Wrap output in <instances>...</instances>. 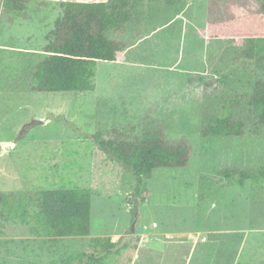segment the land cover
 <instances>
[{"label":"rangeland","instance_id":"374dc122","mask_svg":"<svg viewBox=\"0 0 264 264\" xmlns=\"http://www.w3.org/2000/svg\"><path fill=\"white\" fill-rule=\"evenodd\" d=\"M61 1L6 12L0 0V192L30 199L28 221L4 225L0 264H66L105 235L139 244L109 264H264V182L253 191L223 174L264 165V124L250 103L264 58L244 55L249 38L264 37L262 2L179 0L171 13L151 12L154 23L176 19L154 37L164 46L178 39L156 55L175 62L182 54L181 73L99 61L94 91H32ZM227 108L245 120V134L204 136L212 115ZM158 129L170 144L187 143L190 159L155 169L143 202L132 173L92 135L135 140ZM62 185L92 189L90 236L53 237L36 217L40 191Z\"/></svg>","mask_w":264,"mask_h":264},{"label":"trees","instance_id":"16d2710c","mask_svg":"<svg viewBox=\"0 0 264 264\" xmlns=\"http://www.w3.org/2000/svg\"><path fill=\"white\" fill-rule=\"evenodd\" d=\"M29 1L3 0V9L6 12L20 11L27 8ZM136 1L59 2L63 14L49 34L45 57L33 70L31 90L94 91L99 61H116L120 50L109 32L122 29L131 20L130 6ZM166 1L173 4L178 0ZM260 1L264 11V0ZM256 54H262L264 58V37L249 38L244 55L253 58ZM250 103L259 122L264 124V81H258L255 85ZM245 126V120L237 118L234 109L227 108L223 113L213 114L202 133L204 136H240L245 134ZM158 130L146 131L142 138L135 140L104 139L101 131L92 135L102 150L132 173L135 178L134 195L140 196L143 202L146 201L143 194L148 190L147 180L155 169L185 166L190 159L187 143L170 144ZM223 174L231 183L243 188L247 182H251L253 191H256L260 188L259 184L264 182V165L229 167L223 170ZM92 198L93 191L88 187L62 185L46 189L40 191L41 208L35 215L48 235L56 238L88 237L92 233ZM29 206L30 199L26 203L13 194L0 192V235L6 222L28 221ZM131 240L127 236H121L117 241H113L109 235L93 237L94 250L71 256L66 264H76V261L78 264H109L111 258L122 255L129 248L138 249V242L132 244ZM238 263L242 264V261Z\"/></svg>","mask_w":264,"mask_h":264},{"label":"crops","instance_id":"0c3cea01","mask_svg":"<svg viewBox=\"0 0 264 264\" xmlns=\"http://www.w3.org/2000/svg\"><path fill=\"white\" fill-rule=\"evenodd\" d=\"M92 1H108V0H87L86 2ZM148 1L150 5H147L139 1V4L133 2L130 6V11L132 13L131 20L119 30L110 31V38H112L119 46L120 50L118 51V61L116 62L120 64L119 66H142V67H153L160 66L162 68L166 67L169 71L179 72L177 71L179 68V60L182 54L176 55L177 61L173 62L169 59H164L161 56L156 55L158 52L164 51L163 49H167L169 46H172L173 43H177L175 39L166 38L165 46L161 44V40H157L154 36L160 33L161 31L168 29L175 25L174 18L165 19L163 21L154 23L155 20L150 19L151 12L155 11L156 15H164L167 11L170 10L169 13L176 10L177 4H179V0L176 3H168L166 0H145ZM149 18V19H148ZM168 20V21H167ZM176 27L175 31L179 34V32L185 31V23L181 24L178 28ZM173 36H178L177 34H173ZM170 51V50H168ZM142 59V61H140ZM2 238V237H0Z\"/></svg>","mask_w":264,"mask_h":264},{"label":"water","instance_id":"95a60500","mask_svg":"<svg viewBox=\"0 0 264 264\" xmlns=\"http://www.w3.org/2000/svg\"><path fill=\"white\" fill-rule=\"evenodd\" d=\"M5 151H6V150H4V151L0 154V157H1V155H2L3 153H5Z\"/></svg>","mask_w":264,"mask_h":264}]
</instances>
